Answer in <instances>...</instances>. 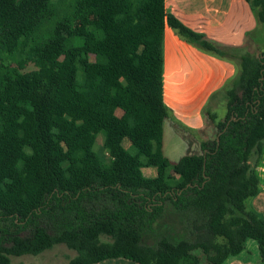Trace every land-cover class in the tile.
Instances as JSON below:
<instances>
[{
    "label": "trees",
    "instance_id": "1",
    "mask_svg": "<svg viewBox=\"0 0 264 264\" xmlns=\"http://www.w3.org/2000/svg\"><path fill=\"white\" fill-rule=\"evenodd\" d=\"M246 2L257 24L235 46L189 27L166 0H0V264L59 243L77 252L68 264H202L198 250L224 264L248 239L264 264V216L248 203L264 149V51L248 42L258 43L264 0ZM166 26L236 67L203 108L215 138L177 162L163 152ZM23 38L34 40L33 69L17 57Z\"/></svg>",
    "mask_w": 264,
    "mask_h": 264
},
{
    "label": "rangeland",
    "instance_id": "2",
    "mask_svg": "<svg viewBox=\"0 0 264 264\" xmlns=\"http://www.w3.org/2000/svg\"><path fill=\"white\" fill-rule=\"evenodd\" d=\"M240 1H241L240 10H239L240 24L242 26H245L246 28V26H248L247 24L250 21L252 22L251 19L255 18V16L249 4L246 2V0H240ZM166 9L169 12L172 11V13L177 17L178 15L175 13L176 10L177 12L180 10L179 11L180 14H183V12H186V11L189 13L190 11L188 0H180V1L179 0H167ZM234 13L235 15L237 13L236 3L234 5ZM256 24H257V21H256ZM255 28L256 26L250 29V31L254 30ZM246 32H245V37H246ZM252 35L253 37L257 39L258 43L255 42L256 43L255 44L253 43V41H251L252 43H249L250 42L249 41L248 46H250L251 50L253 49L252 52L259 54L262 51H264V24L260 30L258 29L255 30V32ZM182 44H183L182 48H180V45L175 37L167 36V46L169 49H167L166 51V66L164 64V73H165L164 82H165V87L167 90L166 99L168 100L170 97H173L174 100L172 98L170 100L175 105H174L173 114H171L170 118H167L164 122L163 152L171 162H177L179 159H181L184 155H187V154L202 153V146H201L202 140L214 139L215 134H216V129L214 127L213 122L209 119V117L206 118L205 116L204 118L202 114L204 106L202 109L199 107L187 106V103H189V101L185 97L186 94L191 92L190 89L188 90V86L186 88L187 82L185 81L187 80L191 82L192 80L198 79L199 77L205 78V74H208L210 72V69L208 68L209 59H207V56L202 55L201 53L198 54L197 50L191 48V53L187 57L189 59H193L192 60L193 62L191 61L190 66L185 68V70L189 71V74L187 76V74H184L183 70L181 69L182 66L180 64L177 63L178 65L177 64L175 65V61L176 60L178 61V59L177 57L175 58L176 55L174 53H176L178 49L180 50L181 53L183 50L185 51V48H184L185 44L184 43ZM34 45H35L34 40L23 38L21 45L17 52V57L20 62L25 64L24 61H28L27 63V65H29L27 68L28 70L35 68L34 64L32 63L33 62L32 52L34 50ZM205 54H208V53H205ZM164 58H165V55H164ZM190 72L192 73L194 72V75L193 76L190 75ZM223 80L224 79H222L221 81L217 80V83H215L214 86H219L221 88L224 85L223 83L227 81L226 80L223 82ZM216 101L217 100L211 101V107H214L216 105ZM216 111L219 117L221 116L223 117L226 112L224 105L223 106L219 105V108ZM122 113L123 111L121 109L117 110L118 115H121ZM194 116L201 118V120L203 121V126H201V128L200 127L196 128V130L188 128L181 121L180 123L185 128H183L182 126H177L174 122L175 119L178 120L176 117L194 118ZM103 141H104V134L100 133L94 145V149L98 154H102L104 151ZM125 145L128 148L130 147V140L127 138L125 140ZM251 162L254 165H258V166L262 165L264 167V149H263V152L260 158L257 159V155L254 154L251 159ZM261 180L263 183L264 182L263 173H262ZM248 203L249 205H251V199L248 201ZM40 222H43V221L40 220ZM31 230L32 228L28 227L24 229L23 231H21V235L23 236L29 235L31 233ZM149 239H150L149 242L151 243L152 239L151 238ZM198 253L202 257V264H207L205 261L204 255H202L201 252H199V250H198ZM76 254L77 252L75 250L68 248L66 244L59 243L53 246L52 248L47 249L37 255H34V254H24L20 256L10 255V259H11L12 264H68L69 260L72 257H74ZM242 257L250 258L252 262H257L260 260L259 246H258V243L254 239L247 240L246 248L242 253ZM122 261L123 260H120V261L113 260L111 262H106V264H122ZM130 263L135 264V262L133 261H131Z\"/></svg>",
    "mask_w": 264,
    "mask_h": 264
},
{
    "label": "crops",
    "instance_id": "3",
    "mask_svg": "<svg viewBox=\"0 0 264 264\" xmlns=\"http://www.w3.org/2000/svg\"><path fill=\"white\" fill-rule=\"evenodd\" d=\"M235 3L237 4L236 15L234 13ZM240 3H241L240 0H188V5L190 7L189 13L186 11L183 12V14H180L179 13L180 10L178 12L176 10L175 13L178 15L179 19H181L186 25H188L189 27H191L196 31L205 33L210 39H213L219 43L226 45L240 46L242 43H244L245 32L256 26L255 18L251 19L252 22L250 21L247 24L248 26H246V28L245 26H242L240 24V14H239ZM166 6H167V0H166ZM167 36L175 37L180 45V48H182L183 45L182 43L185 44L184 46L185 51L183 50L184 52L182 51L181 53L180 50L178 49L176 53L174 52L173 53L176 55L175 58L177 57L178 59V61L177 60L175 61V65L177 63L180 64L182 66L181 69L183 70L184 74H187V76L189 74V71L185 70V68L190 66V62L193 60L187 57L191 53V48L197 50L198 54L201 53L202 55L207 56V59H209L208 68L210 69V72L209 73L207 72L208 74H205V78L199 77L198 79L192 80L191 82L187 80L185 81L187 82L186 88L188 86V90L189 89L191 90V92L185 95L186 99H188L189 101V103H187V106L199 107L202 109L203 106H205L208 103V101H210V96L212 95V93H214L220 88L219 86H214V84L217 83V80L221 81L222 79H224L223 82L228 80L236 73V67L233 63L227 60L214 57L199 51L193 45L180 39L176 35L174 30L169 26H166L165 34H164L165 66H166V51L167 49H169L167 46ZM190 75L193 76L194 72L193 73L190 72ZM166 92L167 90L164 82L165 101L168 104V106L172 108V110L174 111L175 104H173L170 100L171 98L174 100V98L170 97L168 101L166 99V94H167ZM196 117L197 116H194V118L192 117H180V118L176 117V118L182 123H184L188 128L196 130V128L199 127L201 128V126H203V121L201 120V118L197 117L196 119ZM125 140L126 139L123 140V145L126 148H128L125 145ZM155 170L156 167L154 166H146L142 168L144 175L148 177H155L157 175V170L156 171ZM256 170L260 177L261 192L251 199L250 206L264 216V182L262 183L261 180L262 173L264 174V167L262 165L259 166L257 165ZM242 253L239 256L231 257L224 264H259V261L252 262L250 258L242 257ZM113 260L115 261L123 260L122 264H131L130 262L132 261L120 257V258H111V259L103 260L96 264H106V262H111ZM135 264L138 263L135 262Z\"/></svg>",
    "mask_w": 264,
    "mask_h": 264
}]
</instances>
